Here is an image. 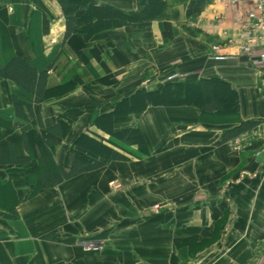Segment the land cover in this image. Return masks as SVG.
Returning <instances> with one entry per match:
<instances>
[{
	"label": "crops",
	"instance_id": "obj_1",
	"mask_svg": "<svg viewBox=\"0 0 264 264\" xmlns=\"http://www.w3.org/2000/svg\"><path fill=\"white\" fill-rule=\"evenodd\" d=\"M139 1L81 5L76 16L91 22L67 35L59 0H0V68L23 56L46 72L44 97L0 78V264H264L262 77L235 49L211 55L248 4L165 0L161 18L112 27L103 16L107 7L138 12ZM175 73L223 79L239 115L208 119L191 104L140 100L127 109ZM15 99L29 108L19 113ZM238 122L257 126L237 151L223 135ZM128 130L136 143L124 141ZM99 144L127 159L107 160ZM81 157L87 168L55 184L32 176L46 163L69 173ZM116 180L121 190H111ZM154 205L161 210L149 212ZM95 241L101 250L89 247Z\"/></svg>",
	"mask_w": 264,
	"mask_h": 264
},
{
	"label": "trees",
	"instance_id": "obj_2",
	"mask_svg": "<svg viewBox=\"0 0 264 264\" xmlns=\"http://www.w3.org/2000/svg\"><path fill=\"white\" fill-rule=\"evenodd\" d=\"M92 2L93 0H59L66 18L67 35L77 31L79 29V23L81 24L83 22L89 24L91 22L88 17H86L88 18L86 20L76 16V12L81 5H89ZM139 4L140 10L138 12L123 14L118 10L107 7L106 11H103V16L111 19V27L120 26L127 21L148 23L155 17L161 18L165 6L167 5L165 0H141V2L139 1ZM91 14L94 17H97V20L102 18L99 9L90 6L87 16ZM0 78L13 81L22 91L41 97L45 96L44 87L46 84V72L39 73L36 66L33 63L28 62L23 56L13 57L5 62L4 66L0 68ZM176 80L178 79L166 80L164 84L160 85L153 92L147 93L144 89L138 91L129 101H126L127 109L132 111V102L134 100H140L142 102H152L153 105H167V103L191 104L199 107L204 117L208 119L228 120L227 118L229 117L233 118L239 115V101L237 94L223 79ZM194 89L198 90L197 99L191 98L193 95L192 90ZM226 95L228 98H225ZM15 105L19 113L23 110V106H27L17 99H15ZM27 108H29V106H27ZM256 126V122H238L235 127L225 131L223 140L226 141L239 137L240 135L255 129ZM122 133H125L123 136L124 141L127 143H136L134 137L138 134L137 130H128ZM26 141L27 149L32 151L35 139L33 141L29 139V137H26ZM138 143L139 149L148 152L142 139ZM47 144H50V142L47 141ZM99 146L107 150L105 156L109 161L127 159L126 156L115 150L104 147L101 144H99ZM10 152H12V150H10ZM12 159L19 163L26 161V159ZM93 162L94 166H100L95 160ZM86 165L83 157L74 158L69 173H66L62 167L61 169H56L52 164L46 163L44 174H32V176H37L42 185L55 184L63 178L67 179L78 174L80 171L87 168ZM41 167L42 166L40 165V168ZM3 264H9V261L4 259Z\"/></svg>",
	"mask_w": 264,
	"mask_h": 264
},
{
	"label": "built area",
	"instance_id": "obj_3",
	"mask_svg": "<svg viewBox=\"0 0 264 264\" xmlns=\"http://www.w3.org/2000/svg\"><path fill=\"white\" fill-rule=\"evenodd\" d=\"M214 3H220L226 7H235L240 3L248 4L242 20L234 31L223 29L220 36L223 44H215L211 47L212 58L219 60L228 57L222 53L223 49L232 48L238 51L239 55L245 58L247 64L257 70L261 75L260 95L264 101V0H212ZM220 23L223 20L216 17ZM183 74H172L168 76V80L183 78ZM145 82V86L148 85ZM247 143L249 137L246 133L240 135L230 142L234 150H241ZM110 186L117 189L121 187L116 181H112ZM90 248L93 245H89ZM94 248V247H93Z\"/></svg>",
	"mask_w": 264,
	"mask_h": 264
},
{
	"label": "rangeland",
	"instance_id": "obj_4",
	"mask_svg": "<svg viewBox=\"0 0 264 264\" xmlns=\"http://www.w3.org/2000/svg\"><path fill=\"white\" fill-rule=\"evenodd\" d=\"M160 78V76H156V78ZM168 77V76H167ZM166 77V78H167ZM155 77H149V78H147V80H145L144 81V84H145V82H148L149 81V83H148V87H149V85L151 84V82H152V80L154 79ZM192 93H193V95L191 96V98H193V99H197V93H198V90L196 89H194V90H192ZM190 96V95H189ZM221 97V96H220ZM223 98H224V96H223ZM225 98H228V96L226 95L225 96ZM224 98V99H225ZM116 183H119L120 185H121V187L120 188H116V187H114V186H110L111 187V190H114V191H118V190H121L122 188H123V185L120 183V182H118L117 180H116ZM161 206H159V205H154V206H152L150 209H149V212H158L159 210H161ZM93 245V249H94V251H99V250H101V243H100V241L99 242H94V244H92ZM210 246V243H205V244H198L197 246H196V249L194 250V253H193V255H196L197 253H198V251H199V249H204L205 247H209ZM220 255H221V253H220Z\"/></svg>",
	"mask_w": 264,
	"mask_h": 264
},
{
	"label": "water",
	"instance_id": "obj_5",
	"mask_svg": "<svg viewBox=\"0 0 264 264\" xmlns=\"http://www.w3.org/2000/svg\"><path fill=\"white\" fill-rule=\"evenodd\" d=\"M259 157H260V160H261V159L263 160V159H264V152L261 153Z\"/></svg>",
	"mask_w": 264,
	"mask_h": 264
}]
</instances>
